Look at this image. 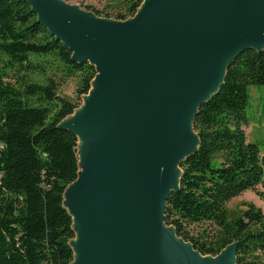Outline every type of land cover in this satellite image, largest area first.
I'll use <instances>...</instances> for the list:
<instances>
[{"label":"water","instance_id":"obj_1","mask_svg":"<svg viewBox=\"0 0 264 264\" xmlns=\"http://www.w3.org/2000/svg\"><path fill=\"white\" fill-rule=\"evenodd\" d=\"M27 1L73 59L102 73L93 106L62 122L94 148L77 188L73 264H236V243L202 259L163 216L179 163L199 142L187 144L199 106L233 60L264 48V0H145L128 24L64 0Z\"/></svg>","mask_w":264,"mask_h":264},{"label":"trees","instance_id":"obj_2","mask_svg":"<svg viewBox=\"0 0 264 264\" xmlns=\"http://www.w3.org/2000/svg\"><path fill=\"white\" fill-rule=\"evenodd\" d=\"M115 1L123 10L113 17L124 20L143 0ZM72 54L37 21L27 0H0V264H70L74 258L75 229L64 194L80 169L78 137L62 122L80 106L97 70ZM46 59L57 64L61 81L30 78ZM8 71L15 80L5 79ZM73 76L74 96L61 95L59 86ZM260 84L264 48L248 49L199 106L193 122L199 142L179 163V188L169 193L163 216L166 226L203 255L215 256L236 243V264H259L253 255L264 251L261 208L249 204L233 219L226 210L232 198L264 187V156L245 132L248 87ZM201 222L218 227L210 242L191 230Z\"/></svg>","mask_w":264,"mask_h":264},{"label":"rangeland","instance_id":"obj_3","mask_svg":"<svg viewBox=\"0 0 264 264\" xmlns=\"http://www.w3.org/2000/svg\"><path fill=\"white\" fill-rule=\"evenodd\" d=\"M67 4L71 6H76L79 9L85 11L86 13L91 14L96 20L99 21H114L122 24H128L131 21L136 20L140 16L143 15V3L137 9L136 13L133 16H129L124 20L115 19L113 17L117 12H121V6L115 0H64ZM2 66V62L0 61V67ZM57 64L54 61L46 59V61L42 62L41 71L34 72L30 74V78L39 82L45 81L47 77L51 76L55 79H59L61 81L62 73L55 68ZM55 68V69H54ZM15 72L8 71V77H5L7 80H15ZM56 73H58L56 75ZM64 76V75H63ZM102 73L97 72L96 76L93 78L91 82L90 89L86 95L82 97V101L80 106L74 110V112L68 116L64 122H68L80 116L81 113L90 109L95 100L88 106V101L92 98L90 95L91 92L96 87L95 81H99ZM60 77V78H59ZM78 81V76L67 77L62 84L59 86L58 91L61 95H66L69 97H73L76 89ZM249 93V101L246 106V115L248 118V124L245 126V132L247 135V140L253 143L258 144L261 154L264 156V84L260 85H250L248 87ZM89 94V95H88ZM89 96V97H88ZM197 133L193 129L191 138L189 139L187 144H195L197 141ZM77 156L79 160V173L75 181H73L66 189L64 194V202L67 206L68 210L71 212L73 217V226L75 229V237L71 240L74 246V258L71 261V264L77 262L79 260V254L76 250V246L81 241V227L79 223V216L77 214L76 209V201H77V188L78 185L85 179L89 177V164L93 156L94 148L83 138H78V145L76 148ZM249 204L254 205L257 208H261L264 212V187L263 185H258L254 190H246L240 195L232 198L226 204V210L228 213V217L230 219L240 217L243 211L247 208ZM170 227L172 232L174 229L172 226ZM218 227L216 224L212 222H201L192 225L191 230L194 235H198L202 240H206L210 242L209 239L215 234ZM181 240V238L177 237ZM190 245V243H188ZM223 250V249H222ZM221 250V251H222ZM220 251V252H221ZM199 254V257L202 259L215 257L210 254L203 255L199 251L195 250ZM254 259L259 262V264H264V251L257 252L253 255Z\"/></svg>","mask_w":264,"mask_h":264},{"label":"bare ground","instance_id":"obj_4","mask_svg":"<svg viewBox=\"0 0 264 264\" xmlns=\"http://www.w3.org/2000/svg\"><path fill=\"white\" fill-rule=\"evenodd\" d=\"M95 89H96V87H95ZM95 89L93 90V92H91V93H90V95H91V94H93V95H92V98H90V100H89V101H88V98H87L88 105H90V104H91V102H92V101H93V99H94V91H95ZM88 95H89V94H88ZM88 97H89V96H88ZM165 230H169V228H168V227H166V228H165Z\"/></svg>","mask_w":264,"mask_h":264}]
</instances>
